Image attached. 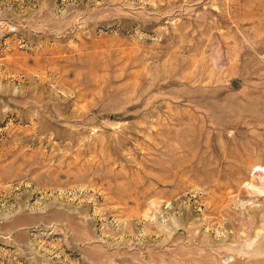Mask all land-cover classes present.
<instances>
[{
    "label": "rangeland",
    "instance_id": "rangeland-1",
    "mask_svg": "<svg viewBox=\"0 0 264 264\" xmlns=\"http://www.w3.org/2000/svg\"><path fill=\"white\" fill-rule=\"evenodd\" d=\"M0 264H264V0H0Z\"/></svg>",
    "mask_w": 264,
    "mask_h": 264
}]
</instances>
